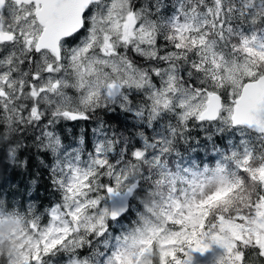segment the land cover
<instances>
[{"label":"snow or ice","instance_id":"snow-or-ice-1","mask_svg":"<svg viewBox=\"0 0 264 264\" xmlns=\"http://www.w3.org/2000/svg\"><path fill=\"white\" fill-rule=\"evenodd\" d=\"M0 169V264H264V0H0Z\"/></svg>","mask_w":264,"mask_h":264},{"label":"trees","instance_id":"trees-1","mask_svg":"<svg viewBox=\"0 0 264 264\" xmlns=\"http://www.w3.org/2000/svg\"><path fill=\"white\" fill-rule=\"evenodd\" d=\"M0 172H2V169H0ZM46 195V194H45ZM10 212L11 213H14L15 212V209H13V210H10ZM1 225L3 226V224L1 223ZM2 232H5V233H7V231H5V230H2ZM7 252H8V249L7 248H5L4 249V253H5V256L7 255Z\"/></svg>","mask_w":264,"mask_h":264},{"label":"rangeland","instance_id":"rangeland-1","mask_svg":"<svg viewBox=\"0 0 264 264\" xmlns=\"http://www.w3.org/2000/svg\"><path fill=\"white\" fill-rule=\"evenodd\" d=\"M5 223L7 224L6 230L9 229V227H8L9 224H15V226L13 228H11V229L17 228V225H18L17 223H14V222H11V221H5ZM0 230H1V227H0Z\"/></svg>","mask_w":264,"mask_h":264}]
</instances>
